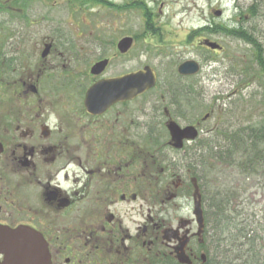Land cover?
<instances>
[{"label":"flooded vegetation","instance_id":"obj_1","mask_svg":"<svg viewBox=\"0 0 264 264\" xmlns=\"http://www.w3.org/2000/svg\"><path fill=\"white\" fill-rule=\"evenodd\" d=\"M61 2L70 14L57 8ZM130 2L0 0V232H34L50 264H180V257L205 262L212 215L198 159L203 141L210 156L212 130L202 126L209 114L199 118L194 112L200 66L183 61L172 74L151 69L154 87L128 98L127 85L115 81L149 68H131L138 39ZM103 6L111 17L106 27L90 21ZM54 9L72 23L52 17ZM144 13L143 28L153 33L157 15ZM239 13L257 19L264 31V0ZM124 40L131 44L120 50ZM204 41L199 46L209 53L223 50H210ZM185 62L196 63L198 73L180 75ZM105 82L112 83L110 96L96 93L95 108H87L89 90ZM172 124L194 130L196 138L178 142Z\"/></svg>","mask_w":264,"mask_h":264},{"label":"rangeland","instance_id":"obj_2","mask_svg":"<svg viewBox=\"0 0 264 264\" xmlns=\"http://www.w3.org/2000/svg\"><path fill=\"white\" fill-rule=\"evenodd\" d=\"M128 1L132 6L129 16L133 36L138 39L132 53L131 68L136 71L148 66L157 73L172 74L179 63L196 62L200 72L194 80V112L199 118L209 114L208 121L202 126L212 130L211 142L224 130L259 128L264 124V71L256 61L257 53L218 29L243 25L262 46L260 53L264 63L263 24L247 14L245 19L239 13L241 10L245 12L253 0ZM66 4L61 2L57 8L62 7L65 13L70 14V11L66 12ZM160 5L161 14H158ZM145 11L157 15L153 20V33L143 28L146 26ZM215 11H220L221 15L216 17ZM56 16L72 23L70 16L54 9L52 17ZM238 17H243L241 23ZM90 21L106 27L110 25V12L103 6L97 16L90 17ZM202 40L214 42L223 50L209 53L199 46ZM202 139L207 137L203 135ZM218 178L217 182L223 189L227 190L228 185L229 190L236 191L238 199L230 206V211L241 212L242 217L248 218L251 228L262 238L261 246L264 248V173H257L247 180L224 167L219 169ZM262 252L264 254V249Z\"/></svg>","mask_w":264,"mask_h":264},{"label":"trees","instance_id":"obj_3","mask_svg":"<svg viewBox=\"0 0 264 264\" xmlns=\"http://www.w3.org/2000/svg\"><path fill=\"white\" fill-rule=\"evenodd\" d=\"M239 27L218 29L235 40L252 45L257 53L256 61L264 69L256 39ZM199 146L203 152L198 163L201 166L200 180L205 189L204 202L208 195L212 215L211 234L205 232L210 243L203 247L204 264H264L262 238L251 228L252 223L248 218L242 217L241 212L230 211V206L238 199L235 197L236 191L232 188L226 191L217 182L219 169L224 167L244 179L264 173V124L259 128L227 129L218 133L210 145V156L207 155L206 141ZM210 178L212 181L208 184Z\"/></svg>","mask_w":264,"mask_h":264},{"label":"water","instance_id":"obj_4","mask_svg":"<svg viewBox=\"0 0 264 264\" xmlns=\"http://www.w3.org/2000/svg\"><path fill=\"white\" fill-rule=\"evenodd\" d=\"M216 17L220 16V12L215 13ZM128 44H131V40H124L120 43L119 49L122 46L127 48ZM210 50H220V46L214 42L205 40L202 43ZM105 62L95 65L91 72L92 74H99L104 68ZM199 71L198 65L194 62H185L178 68V73L183 76H191L197 74ZM156 81L155 73L150 68H145L143 72H137L133 75L123 77L116 82V85L124 83L127 85L128 98L131 96L134 98L142 94L143 92L154 87ZM111 82H105L97 84L92 87L85 101L87 108H95L94 96L98 92H103L106 96H110L112 91ZM169 131L173 139L181 142L183 139H195L197 134L194 130L180 131L174 124L169 126ZM176 148H180L181 145H176ZM194 197L196 199L194 204V216L198 227V237L201 236L203 230V216L200 206V195L198 189H195ZM0 252L4 255V264H50L47 254V248L40 236L31 232L28 229L20 228L16 231H1L0 232ZM204 259V256H202ZM180 264H190L189 260L185 257L178 259Z\"/></svg>","mask_w":264,"mask_h":264}]
</instances>
